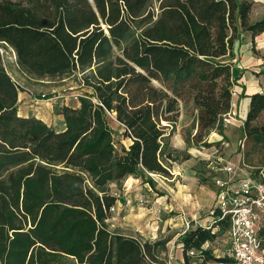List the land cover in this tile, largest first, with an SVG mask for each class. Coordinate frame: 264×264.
I'll use <instances>...</instances> for the list:
<instances>
[{
    "label": "trees",
    "instance_id": "obj_1",
    "mask_svg": "<svg viewBox=\"0 0 264 264\" xmlns=\"http://www.w3.org/2000/svg\"><path fill=\"white\" fill-rule=\"evenodd\" d=\"M252 1L0 0V45L14 51L23 73L74 75L87 92L78 105H61L63 129L20 115L21 89L0 54V264H161L169 237L109 227L117 200L110 185L168 173L164 134L179 100L197 109L194 141L223 134L236 79L233 44L242 32L253 40L264 31V17L250 19ZM249 97L243 137L264 141V125L252 123L264 111V92ZM108 112L128 146H116ZM216 225L226 231L228 222ZM258 234L264 248V222ZM215 237L212 227L186 229L178 239L183 264L187 250Z\"/></svg>",
    "mask_w": 264,
    "mask_h": 264
},
{
    "label": "rangeland",
    "instance_id": "obj_2",
    "mask_svg": "<svg viewBox=\"0 0 264 264\" xmlns=\"http://www.w3.org/2000/svg\"><path fill=\"white\" fill-rule=\"evenodd\" d=\"M263 17L264 0H253L250 19L257 20ZM236 43L237 40H235L232 48L234 58L230 59L233 64L231 70L233 75L240 74V77L234 81L231 87L235 91L232 94V111L226 115L224 120L223 134L216 131L214 133L210 132L206 138V142H209V144L191 139V135L194 134L195 130L193 129V122L197 109L191 101L179 100L177 103L178 116L173 124L168 126L164 134L166 146L164 154L170 155V158L164 157L168 173H158L152 177L146 172L145 177L147 178L144 179L129 175L119 186L116 184L110 185L111 192L118 200H120V197H128L132 191H138L144 200L142 202L130 200L129 204L124 206L126 209H115L106 219L109 227L118 229L117 226L120 225L125 227L120 231L150 240L170 237V241L165 244V248L159 253L161 264H169L170 256H174L176 252L183 259L182 246H176L178 236L175 234L180 229L185 228L186 222L193 226L194 222L190 220L191 216L187 213L189 209H185L184 205L186 204L182 203H185V198L198 203L201 209H199L200 217L197 216V218L205 217L208 205L211 203L212 179L214 175L218 174L216 166L221 159L239 160L240 165L247 170H256L257 167L264 169V141L248 140L238 130L243 129L246 114L242 112L239 104L240 86L237 85L244 83L247 89L254 87L258 91H264V31L255 35L253 40L250 32H242L241 46L238 49L235 48ZM2 62L9 75L20 84L21 91H25L32 98L31 102L33 104L26 108L27 112L38 113L43 109L55 129H59L62 125L58 119L61 105H76L78 103V96L76 95L87 93L74 75L54 80L31 79L19 68L15 53L13 54L9 49H5V52H3ZM152 81L155 85H159L157 80L153 79ZM42 94L44 96H41ZM108 118L110 126L114 130L116 146H119V143L128 146L131 139L121 134L124 126L114 118L110 116ZM252 123L259 126L264 125V111ZM229 126L232 127L228 129ZM236 133L237 137L235 136ZM179 137H182V140ZM179 168L182 169V177H175L174 174H171L170 171ZM174 177L176 179H173ZM145 179H149V182L144 181ZM143 182H147L150 187L145 192L141 188ZM125 183L130 184L129 189L126 191ZM146 193L149 196H146ZM161 194L164 195L162 199L167 206L163 209L160 207L149 209L153 206L150 197H157ZM133 206L138 207V209H130ZM152 211H155L153 216H156L153 219L150 218ZM178 215H182L183 219L182 225L177 226V229L170 228L165 223L160 226V218L178 217ZM152 220L156 222L152 224ZM199 224V222H196V225ZM151 225L153 227L157 225V228L153 230L154 237L150 236L151 234L148 232L152 229ZM212 229L216 231V237L205 243V250L209 251L213 257L229 259L223 262L224 264L231 262L230 258L227 257V232L217 225L213 226ZM182 262L176 263L173 257L171 264H182ZM189 264H221V261L212 258L207 259L204 255H192Z\"/></svg>",
    "mask_w": 264,
    "mask_h": 264
},
{
    "label": "built area",
    "instance_id": "obj_3",
    "mask_svg": "<svg viewBox=\"0 0 264 264\" xmlns=\"http://www.w3.org/2000/svg\"><path fill=\"white\" fill-rule=\"evenodd\" d=\"M9 50L14 54L12 49ZM3 52L5 49L0 45V54ZM11 78L21 89L20 84ZM234 93L232 90V94ZM108 114L114 118L112 113ZM258 169L257 172L247 170L240 165L239 160L221 159L217 167L218 174L213 177L217 190L208 210L210 220L209 223L199 225L210 228L217 220H227V257L231 262L226 264H261L263 261L264 248L261 246L258 230L264 222V171L262 168ZM148 174L154 177L158 173ZM143 200L141 196L139 201ZM114 210L115 203L109 207L110 213ZM190 226L192 225L186 222L185 229ZM202 249H205V243L200 249L191 248L187 253L199 256Z\"/></svg>",
    "mask_w": 264,
    "mask_h": 264
},
{
    "label": "crops",
    "instance_id": "obj_4",
    "mask_svg": "<svg viewBox=\"0 0 264 264\" xmlns=\"http://www.w3.org/2000/svg\"><path fill=\"white\" fill-rule=\"evenodd\" d=\"M235 46V45H234ZM241 46V39L240 40H237V43H236V46H235V48L236 49H238L239 47ZM233 51V50H232ZM234 54V53H233ZM233 65V64H232ZM233 67V66H232ZM8 72V71H7ZM9 74V73H8ZM234 76H236V79L235 80H237L239 77H240V74H237V75H234ZM32 79V78H31ZM37 80H43V79H37ZM47 80V79H46ZM237 85H239L240 86V90H239V94H238V99H239V104H240V107H241V109H242V112L244 113V114H246L247 113V111H248V109H249V101H250V97H249V95L251 94V93H253V92H255V91H258V89L257 88H254V87H251V88H249V89H247V87L245 86V84L244 83H242V84H237ZM243 92V94H241ZM264 92V91H263ZM31 100H32V98L28 95V94H26V92L25 91H19L18 92V97H17V110H18V114H20V115H24V116H28V115H34L35 117H37V118H40L41 120H43L44 122H46L48 125H50V126H52V127H54V125L50 122L51 120L49 119L48 120V118H47V114H46V112L43 110V109H41V112H38V113H28L27 112V110H26V108L27 107H29V106H32V104H33V102H31ZM232 103H233V100L231 101V107H230V110H229V112L228 113H230L231 111H232ZM76 105H78V103L76 104ZM227 113V114H228ZM197 115V114H196ZM196 115H195V117H194V122H193V129H195L196 130V126H197V121H196ZM58 119L60 120V122H61V127L59 128V129H57V130H60V129H63V127H64V122H63V116H62V114L60 113V110H59V112H58ZM115 119V118H114ZM116 120V119H115ZM230 127H232V126H229V128L228 129H230ZM234 129V128H233ZM195 130H194V132H195ZM239 130V132H241L242 133V130L241 129H238ZM229 131V130H228ZM212 133H214V130L213 131H211ZM218 133V132H217ZM193 135V134H192ZM192 135H191V139H192ZM236 137H237V133H236V135H235ZM229 138V137H228ZM179 139H181L182 140V137H179ZM236 139V138H235ZM230 140H231V138H230ZM232 142V141H231ZM235 142V141H234ZM219 163V162H218ZM218 165L219 164H217V166L216 167H218ZM178 168V167H177ZM217 169V168H216ZM181 171H182V169L181 168H179V169H173L172 171H170L171 172V174L173 175H175V177H182V175H181ZM215 176V175H214ZM213 176V177H214ZM173 178V179H176V178ZM137 179V178H136ZM143 186H144V188H143ZM129 187H130V184L128 185V184H126L125 183V191L126 190H128L129 189ZM142 191H147V190H149L150 189V187H149V185L147 184V182H143L142 183ZM216 190H217V187L214 185V183H213V179H212V189H211V191H212V197H211V203L208 205V209H207V212H206V214H205V217H201V218H197V216L198 217H200V214H199V209H201V207L198 205V203H195L194 201H190L189 199H187V198H185V203H182V204H186V205H184L185 206V209H189L188 211H187V213H189L190 214V220H193L192 222H194L193 224L194 225H196V222H199L200 224H205L206 222H209V220H210V217H209V215H208V210L210 209V207L212 206V204H213V202H214V199H215V194H216ZM119 196V195H118ZM146 196H149V194H147L146 193ZM141 197V194H139V192L138 191H132V192H130L129 193V196L128 197H120V199H122V201H120V200H118L119 202L117 203V202H115V209H126L124 206H127L129 203V201L130 200H133V201H135V200H139V198ZM164 197V195L163 194H161V195H159V196H157V197H154V196H152V197H150V199L152 200V203H153V206H151L149 209H153L154 207H160V208H164V207H166L167 205L165 204V202L163 201V198ZM130 209H138V207H131ZM155 209V208H154ZM151 212V211H150ZM155 211H152V216L150 217L151 219H153V217H156V216H153V213H154ZM113 218H114V216H113ZM182 219H183V216L181 215V216H179L178 215V217H176V216H173V217H168V218H166V217H163V218H160V226L162 225V224H167L168 225V227H170V228H178L177 226H181L182 225ZM203 222V223H201V222ZM156 221L155 220H152V224H154ZM177 224V225H176ZM152 226V225H151ZM117 228L119 229V230H122L123 228H125V227H121L120 225L119 226H117ZM152 229L151 230H149L148 232L151 234L150 236H152V237H154V232H153V230H155V228H157V225L156 226H152L151 227ZM186 229L185 228H182V229H180L178 232H176V236H178V238H177V242H176V246H180L181 245V242H179L178 241V239H179V237H180V235L185 231ZM170 241V237H169V239H168V241L167 242H169ZM182 249V248H181ZM181 254V253H180ZM173 257H174V261H176V263H178L179 261L180 262H182L183 261V259H182V257H180L179 255H178V252H176L175 254H174V256H170V260H169V264H171L172 263V260H173ZM182 264H183V262H182Z\"/></svg>",
    "mask_w": 264,
    "mask_h": 264
},
{
    "label": "water",
    "instance_id": "obj_5",
    "mask_svg": "<svg viewBox=\"0 0 264 264\" xmlns=\"http://www.w3.org/2000/svg\"><path fill=\"white\" fill-rule=\"evenodd\" d=\"M120 201H122V199H120Z\"/></svg>",
    "mask_w": 264,
    "mask_h": 264
}]
</instances>
